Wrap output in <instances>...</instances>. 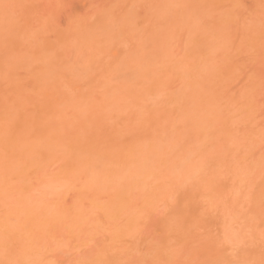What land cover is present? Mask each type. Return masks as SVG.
<instances>
[{
  "label": "bare ground",
  "instance_id": "6f19581e",
  "mask_svg": "<svg viewBox=\"0 0 264 264\" xmlns=\"http://www.w3.org/2000/svg\"><path fill=\"white\" fill-rule=\"evenodd\" d=\"M41 2L0 0V264H264V0Z\"/></svg>",
  "mask_w": 264,
  "mask_h": 264
},
{
  "label": "rangeland",
  "instance_id": "374dc122",
  "mask_svg": "<svg viewBox=\"0 0 264 264\" xmlns=\"http://www.w3.org/2000/svg\"><path fill=\"white\" fill-rule=\"evenodd\" d=\"M257 2H259V0H241L243 14L247 21H250V18L256 14L257 11L254 8V4ZM43 3L47 6L44 7L47 11H51L54 8L56 9L54 10V26L60 35L62 31L67 29L69 22L86 20L87 17L93 15L95 11L103 9V7L109 4V0H42L41 4ZM138 10L141 11L140 8H138ZM140 23L141 21L138 22V24ZM181 36L182 40L186 38L183 32ZM240 64L243 69L248 71V75H256L262 80V85H264V62L258 63L255 59L251 61L248 56L242 55ZM249 71L252 73L250 74ZM260 100L264 104V89Z\"/></svg>",
  "mask_w": 264,
  "mask_h": 264
}]
</instances>
